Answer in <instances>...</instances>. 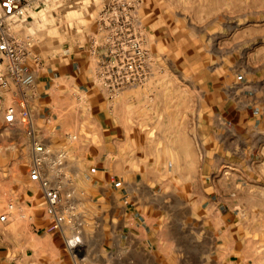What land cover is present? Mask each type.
<instances>
[{"label":"rangeland","instance_id":"1","mask_svg":"<svg viewBox=\"0 0 264 264\" xmlns=\"http://www.w3.org/2000/svg\"><path fill=\"white\" fill-rule=\"evenodd\" d=\"M11 32L31 39L36 71L67 62L72 46L86 53L84 85L66 76L67 92L52 98L56 104L37 100L36 119L30 100V116L7 124L17 90L0 88V216L25 184L39 186L30 179L35 140L57 162L43 167L61 192L87 190L80 181L99 168L69 164V147L61 145L79 142L94 127L90 100L102 96L123 126L136 130L135 151L123 153L135 155L137 180L147 164H158L173 182L178 178L173 189L213 193L200 206L222 204L248 264H264V0H28ZM35 63L28 61L30 68ZM66 97L62 103L80 119L60 104ZM70 176L81 180L69 182ZM68 207L69 218L75 207ZM211 217L220 224L222 216Z\"/></svg>","mask_w":264,"mask_h":264},{"label":"crops","instance_id":"2","mask_svg":"<svg viewBox=\"0 0 264 264\" xmlns=\"http://www.w3.org/2000/svg\"><path fill=\"white\" fill-rule=\"evenodd\" d=\"M78 47L72 46L67 62L57 67L47 62L36 71L32 119L39 116L38 99L43 97L49 106L57 103L52 98L67 92L62 89L67 87L66 76H71L73 86L82 84L81 59L86 51ZM91 98L94 127L85 136L80 132L79 142L63 140L61 146L69 147V164L99 169L83 180L70 176L69 182L77 184L80 179L89 186L85 191H77L75 186L69 197L61 192L62 210L68 213V206L75 207L62 228L54 226L39 186L25 184L23 191L9 200L8 219L0 220V264H248L241 240L232 238L231 227L226 226L222 204L213 207L216 202L209 201L205 208L200 206L201 197L210 200L213 193L173 189L178 178L173 182L158 164H147L143 180L138 181L132 169L135 155L123 153L135 151V128L129 122L126 134L119 110L111 108L102 96ZM63 99L68 98L60 99V104ZM63 106L73 113L68 101ZM70 118L80 119L81 115L75 112ZM201 215L204 221L196 222ZM211 216H222L220 224ZM222 225L226 227L223 233ZM78 235L80 240L71 246L69 239Z\"/></svg>","mask_w":264,"mask_h":264},{"label":"built area","instance_id":"3","mask_svg":"<svg viewBox=\"0 0 264 264\" xmlns=\"http://www.w3.org/2000/svg\"><path fill=\"white\" fill-rule=\"evenodd\" d=\"M27 2L28 0H0V62L5 63V68L0 71V88L15 87L17 90L16 99L19 102L18 107H10L5 114V121L9 125L14 124L18 117L24 120L30 116L28 103L34 95L36 69L39 64V57L37 54L33 55L31 50V39H21L11 32V23L23 14ZM32 57L36 62V68H30L28 65V61ZM33 145V165L30 169V179L39 183L46 199V211L53 218L54 226L62 228L68 219V215L61 207L62 184H53L43 167L46 161L51 163V166L56 165L57 162L48 158L49 151L44 144L35 140ZM58 173V176L61 177V172ZM7 219L8 213L0 216L1 221ZM79 240V237L74 236L69 239V242L73 246Z\"/></svg>","mask_w":264,"mask_h":264}]
</instances>
